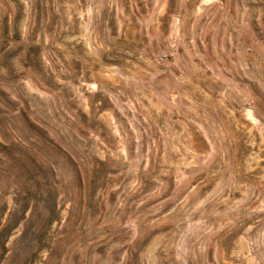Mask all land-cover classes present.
I'll list each match as a JSON object with an SVG mask.
<instances>
[{
  "label": "rangeland",
  "instance_id": "374dc122",
  "mask_svg": "<svg viewBox=\"0 0 264 264\" xmlns=\"http://www.w3.org/2000/svg\"><path fill=\"white\" fill-rule=\"evenodd\" d=\"M197 4L0 0V264H264V0Z\"/></svg>",
  "mask_w": 264,
  "mask_h": 264
},
{
  "label": "crops",
  "instance_id": "0c3cea01",
  "mask_svg": "<svg viewBox=\"0 0 264 264\" xmlns=\"http://www.w3.org/2000/svg\"><path fill=\"white\" fill-rule=\"evenodd\" d=\"M214 5L215 3L204 4V0H198L197 13L200 14L203 9L213 7ZM186 26V15L179 10L173 12L168 27L170 29L169 33L176 28V40L173 44H171L169 40L166 41L170 58L164 66L155 70V73H153L152 76L155 78L157 85L159 84L164 87H170L168 90L171 95V108L178 116L176 123L188 126L191 122L189 110L192 108V104L188 99V87L192 78L191 74L193 69L197 67L196 61L201 60L202 62V60H205V57L200 54L198 60H196L194 57L197 56H194L193 53L189 51L183 33ZM242 55L243 54H239L238 57H242ZM199 67L202 69V65H199ZM187 139L190 138L187 137Z\"/></svg>",
  "mask_w": 264,
  "mask_h": 264
},
{
  "label": "water",
  "instance_id": "95a60500",
  "mask_svg": "<svg viewBox=\"0 0 264 264\" xmlns=\"http://www.w3.org/2000/svg\"><path fill=\"white\" fill-rule=\"evenodd\" d=\"M216 3V0H204V4H214ZM176 28H174L171 33H170V36H169V41L171 44H173L176 40Z\"/></svg>",
  "mask_w": 264,
  "mask_h": 264
},
{
  "label": "built area",
  "instance_id": "2783aa9c",
  "mask_svg": "<svg viewBox=\"0 0 264 264\" xmlns=\"http://www.w3.org/2000/svg\"><path fill=\"white\" fill-rule=\"evenodd\" d=\"M167 61V56H162L158 59L159 64H164Z\"/></svg>",
  "mask_w": 264,
  "mask_h": 264
}]
</instances>
